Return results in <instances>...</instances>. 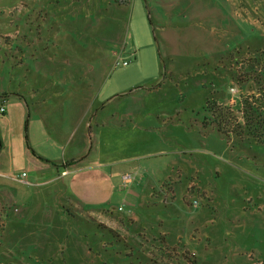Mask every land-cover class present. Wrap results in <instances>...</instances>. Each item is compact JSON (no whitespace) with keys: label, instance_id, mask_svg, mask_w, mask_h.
<instances>
[{"label":"crops","instance_id":"0c3cea01","mask_svg":"<svg viewBox=\"0 0 264 264\" xmlns=\"http://www.w3.org/2000/svg\"><path fill=\"white\" fill-rule=\"evenodd\" d=\"M202 3L215 5L214 12L203 13ZM234 3L158 0V8L152 0H0V69L4 75L0 78V107H4L0 114V255L8 264H25L30 257L24 247L26 240L63 242L69 234V221L71 229L84 234L78 219H84L97 238L109 240L100 225L112 230L118 237L112 245L123 247L129 238L110 227V217L118 219L114 225H119L121 231L126 229L127 221H132L133 237L144 233L156 243L159 234L165 236L162 246L168 243L174 247L164 256L175 261L168 264H188V256L195 264H235L237 259L238 264H251L252 258L264 261V202L257 199V194L264 195V172L259 167L263 159L254 154L263 150L244 152L250 157L231 148L204 123L201 113L185 119L184 125L173 117L180 113L176 107H154L149 96L158 90L137 87L153 78L137 83L133 78H116L113 82L101 78L95 87L91 78H75L70 70L75 61L59 62L56 54L50 55L54 46L73 45L76 41L81 51L87 52V60L101 61L107 43H121L129 20L134 27L128 38L137 51L132 60L134 57L138 65V30L148 36L150 29L145 14L147 21L152 15L156 21L164 19V23L157 22L159 35H172L195 28L197 19L212 20L215 12L224 8L232 16L233 38L230 46L218 48L210 62L215 64L250 42L249 20L237 16ZM76 17L83 20L82 27L71 20ZM62 33L67 36L60 37ZM14 36L17 42L11 40ZM158 46V54L163 57L161 43ZM23 74L34 77L22 78ZM205 134L218 136L217 141L225 148L222 151L254 178L238 174L224 191L218 186L215 189L211 179L217 166L208 167L201 154L186 155L176 149L167 153L173 139L181 137L188 146L198 142L192 150L199 149ZM87 146L88 153L84 154ZM92 147L95 152L90 154ZM155 147L163 150L154 155ZM157 155L166 157L161 165L152 163L151 158ZM228 168L233 171L234 167ZM22 173L25 176L20 178ZM192 180L195 189L204 195L195 209L183 200ZM217 191L227 199L216 203ZM52 243L54 248L57 242ZM136 247L139 245L133 243V251L137 252L133 256L116 254L120 259L116 264L149 260L146 254L134 250ZM64 249L61 246L59 250L63 253ZM30 253L36 262L45 258L39 249Z\"/></svg>","mask_w":264,"mask_h":264},{"label":"rangeland","instance_id":"374dc122","mask_svg":"<svg viewBox=\"0 0 264 264\" xmlns=\"http://www.w3.org/2000/svg\"><path fill=\"white\" fill-rule=\"evenodd\" d=\"M157 1L158 0H152L155 6ZM182 1L186 2V0ZM214 2L215 1H213V3ZM180 3L181 2L178 4L176 3L175 5L178 6ZM214 7L215 5L213 4L211 6L202 3V12L205 14H212L215 10ZM218 8L220 9V7ZM220 11V13L217 11L215 12L212 20L206 21L205 19H202L203 21H198L197 19V26L195 28L187 30V32H177L172 35L168 33L159 35L157 33V31H159L157 27L160 24L157 22L164 23V19L156 21L152 15V18L147 21V15L145 14V22L147 27L149 26L150 29L148 36L141 34V29L138 30L140 34V36H138V43L140 45L141 55V60L138 65L135 64L134 57L132 60V56H134V53L137 54V51L136 49L133 50L132 43L128 38V35L133 33L134 27V23L132 22V24H129V20L126 22V35L121 39V43L119 45L105 43L106 54L101 61L95 60L94 58L87 60V52L81 51V44L76 41L73 45L54 46V50L51 52L48 50L47 52L48 54L50 52L52 57L54 55L51 53L56 54L59 62L61 60L66 61V59H72L75 61V65H73L71 69L69 68L75 72V78H91V81L94 80L93 83L95 87L101 81V78H106V80L110 82L115 81L116 78H133V83H137V81L144 78H153V80L147 83L139 84L137 87H143L146 90H158L155 95L149 96V98L154 102V107H161L162 109H172L173 107H176L180 113L173 117L179 118L184 125H186L185 119L191 118V116H194L195 118L199 117L197 115L198 113L202 114L201 118H204V123L210 124L208 121V113L205 114V111L201 110V107H204L205 102L209 104L207 107L210 106V103L212 102L230 107L231 110L236 113V116L240 118L241 114L239 112L240 107H238V104L242 98L247 95V92L244 87L239 86L232 79L231 73L241 71V64H244V61L249 58L247 49H255L257 44H254V40L264 37V0H235L234 12L238 17L241 15L244 18L243 20H245V18H248L249 20L251 33L249 36L250 40L248 39L247 41L250 42H245L243 47L240 46L238 49H235L233 53L227 54L224 59H221L215 64H210V62H213L212 59L216 57L218 48L223 45L230 46L231 38H233V32L230 30L233 22L232 16L230 12L224 8L220 9ZM71 20L75 22L77 27H82L83 20L80 17H76ZM198 22L201 25H199L200 28H198ZM201 22H203V24H201ZM194 23L195 21H191V24L194 25ZM137 25H139V21H137L136 26ZM153 27L155 30L152 31ZM245 31H247V28H245ZM59 36L65 37L67 35L62 33V35L60 34ZM162 36L164 39L161 38ZM27 37H30V35L27 34ZM2 38L3 36L0 35V40ZM17 39L18 38L16 36L11 38L14 42H17ZM22 39L23 41L26 40L28 42L26 37H22ZM159 43H161L163 57L158 54ZM235 52H239L240 56L237 57L235 61L233 59H229L228 55L233 57ZM114 53L115 56L113 55ZM118 61H125L128 65L126 67L117 65ZM82 62H84V64ZM24 64H26V62ZM54 66H56V64H54ZM82 71L84 74H82ZM77 72H79V74ZM2 77H4V75L0 69V78ZM33 77L34 76L32 74L28 76L23 74L22 78ZM135 78L138 79L136 80ZM166 81H169V83L172 81L174 85L171 87V84H168ZM127 84H129V81L123 83V86ZM92 91L93 89L91 88V92ZM93 92L91 93V96L94 97ZM94 100L95 99L93 98L91 102ZM121 102L124 104V102H126L125 98L121 99ZM95 104L96 103H94V105ZM125 105L126 104H124V106ZM182 131L183 129H181V132ZM162 135L166 136L165 134ZM218 139L219 137L216 135L205 134V137L202 135L203 145H200L199 149L196 150L192 149L194 147H198V142L195 143L197 145L192 147L188 146V144L182 140V137L176 140L173 139L171 143L172 146H168L169 149H167V153L170 154L174 149H176L177 152H183V154L186 155L188 153L201 154L202 159L206 161L205 163L208 167H218V171L213 172L211 179V185L215 189L218 186L224 191V188L228 185V183H230L231 178L238 174L246 179L252 180L251 178H254V176L251 172L244 169L243 165L240 163L231 160V155L228 153L225 154V152L222 151L225 148L222 143L217 141ZM210 141L214 146L212 143H209ZM228 146L230 145L228 144ZM88 147L89 146L84 149V154L88 153ZM154 150L155 155V153H158V151H162L163 149L161 147H155ZM89 152L90 154L94 153V147H92ZM247 153L243 152L244 155H249ZM254 154L262 157L263 163H260L259 167L264 172V153L261 152L260 154H257L254 151ZM249 156L251 157V155ZM151 159H153V164L161 165L163 162L161 160L166 159V157L157 155ZM228 166L234 167L233 171H231ZM262 178L264 179V176ZM191 183H193V185ZM189 186H191L190 189ZM195 187L196 186L193 180L188 183L183 194V200L185 202L188 195L197 200L204 197L203 192H200L197 188L195 189ZM258 198L260 199V202H264V195L261 196L260 194H257V199ZM226 199L227 195L223 193H218V195L214 197L216 203L223 202ZM71 212L74 213L73 211ZM110 218L113 220L110 222L112 224L110 227L115 229L121 235L129 238L128 241H125L126 243H123V247L120 245H112L113 241H109L107 239L105 240V238L94 237L92 227H89L88 225L86 226V221L84 219H78L83 224L84 234L82 233V230H78L76 228L74 229V227L71 229L69 221L67 223V230L69 231V234L63 242H58V239H51L49 242H38L29 237L31 238V241L26 240L24 242V247L29 252V255L28 253L26 255L30 257H28L24 263L116 264V262L120 260L119 257L115 256L116 254L122 256L126 255V257L133 256V243L139 245V247L134 248V250H139L146 254L149 261H151V259L156 260L157 264H168L169 261H172L171 259L169 260L164 258L168 251L174 250V247L171 244L168 245L167 243V245L164 244V246H162L163 240H166L165 236L159 234L156 238V243L148 240L149 236L144 233H135V236L133 237L132 221H127L126 229L121 231L118 229L119 225H114V222L119 223L118 219L116 217ZM96 220H98L97 217ZM90 221L92 220L90 219ZM130 229H132V231H130ZM83 237L86 238V240ZM52 241L57 242L54 248ZM59 245L60 247H65L63 253L60 252ZM3 247L7 248L6 246ZM162 247H168L169 249L164 250ZM37 249L41 251V255L45 256V258L41 259L40 263L36 262L30 253L31 251L33 252ZM51 253H55V255L51 256ZM246 256L248 257V253H246ZM249 257L252 258L251 256ZM7 262L9 261L2 258V255H0V264H8ZM234 262L235 264H238L239 259ZM250 262L251 264H264V261L260 258H252L250 259ZM217 264L222 263L219 261Z\"/></svg>","mask_w":264,"mask_h":264},{"label":"trees","instance_id":"16d2710c","mask_svg":"<svg viewBox=\"0 0 264 264\" xmlns=\"http://www.w3.org/2000/svg\"><path fill=\"white\" fill-rule=\"evenodd\" d=\"M254 44H257L255 49H247L249 58L241 64V71L231 73L232 79L247 92L238 104L241 117L238 118L230 107L215 102L210 103L208 107L209 104L205 102L203 107L205 113L209 115V125L214 127L217 134L225 139L231 148L251 154L254 148L264 151V37L254 40ZM228 56L235 61L240 54L235 52L233 57ZM99 228L105 230L109 241H117L118 237L112 230L101 225ZM133 253L137 252L133 251ZM185 259L188 264H195L191 256ZM136 264H157V262L153 259L143 262L137 259Z\"/></svg>","mask_w":264,"mask_h":264},{"label":"built area","instance_id":"2783aa9c","mask_svg":"<svg viewBox=\"0 0 264 264\" xmlns=\"http://www.w3.org/2000/svg\"><path fill=\"white\" fill-rule=\"evenodd\" d=\"M127 62H125V61H122V62H117V65H121V66H123V67H125V66H127ZM4 112V107L3 106H1L0 107V114H2ZM25 176V174L24 173H22L21 174V176H20V178H23ZM192 185H193V183H191ZM191 188V186H189V189ZM186 200H187V202L189 203V206L192 208V209H195V208H197L198 207V200L197 199H195V198H193V197H191L190 195H188L187 197H186Z\"/></svg>","mask_w":264,"mask_h":264}]
</instances>
